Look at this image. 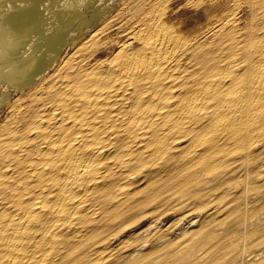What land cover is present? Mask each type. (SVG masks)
<instances>
[{
	"label": "bare ground",
	"instance_id": "1",
	"mask_svg": "<svg viewBox=\"0 0 264 264\" xmlns=\"http://www.w3.org/2000/svg\"><path fill=\"white\" fill-rule=\"evenodd\" d=\"M43 1L0 0V264H264V0H123L69 39ZM171 200L207 216L114 244Z\"/></svg>",
	"mask_w": 264,
	"mask_h": 264
},
{
	"label": "rangeland",
	"instance_id": "2",
	"mask_svg": "<svg viewBox=\"0 0 264 264\" xmlns=\"http://www.w3.org/2000/svg\"><path fill=\"white\" fill-rule=\"evenodd\" d=\"M122 1L123 0H53V1L52 0H44L42 3L44 4V6L46 5V7H44L43 4H40L41 7L39 8V10L42 13L43 17L45 14H48L46 16H50V15H52V16L56 15L57 16V17L54 16V18L52 20V24H51L52 26L50 24H48L49 27H48V25L45 26L46 33L52 32L53 28H51V27L57 28L60 25H63L62 22L68 21L69 25H67L66 32L68 34L67 37L69 39L72 36L75 37L79 33L80 25H81L82 21L87 16L90 17L97 10L102 11V12H108V14H107V16H108L111 12H113L119 8V6L122 4ZM145 1L146 0H125V2L128 3V6H130V8H133V9H134L135 4L141 5V4H144ZM56 2H58V3H56ZM18 3H17V5H19V6L24 5V3H20V2H18ZM50 3L56 4L55 6H57V7H55L54 5L52 6V4H50ZM175 3H172V5L173 6L175 5L174 6L175 8L173 7L174 9H179V16L178 17H180V18H183V19H190L191 18L192 19V18H194L192 16H195V14L198 16L200 14V12L197 9H194V7H192L191 5H188V3H186L185 0H176ZM48 4L52 10L49 8ZM72 5H73V7H72ZM7 7L9 10L6 11ZM10 7H11V4H6V6H4L3 8H5L4 10L6 12H11L12 8L10 9ZM43 7H44V11L42 9ZM47 7H48V9H47ZM111 9H112V11H111ZM46 10L48 12H49V10H51L52 12L48 13V12H46ZM43 12H44V14H43ZM50 13H53V14H50ZM246 13H247L246 15L248 17L249 11H246ZM71 16H72V18H70ZM196 19H198V18H196ZM33 38L36 40L37 36L36 37L34 36ZM72 47H70V49H68V50H71ZM4 88L5 87H3V86L0 87V95H5L4 94L5 93ZM20 96H21V94L20 95L14 94L12 96V103ZM9 108H10V106H6L3 112L0 111V126L6 120V117L9 115V113H10ZM226 201L227 200H225L224 203ZM174 205H176V206L174 207ZM246 208H248V207L246 206ZM148 212L149 213L143 215L137 222L127 226L128 229L126 228L123 232H120L116 236V238L114 239V241H113L114 244L117 245L123 241H129L128 239H131V238H132L131 241H134L137 244L140 241H142V240L144 241L147 239V240H149L148 241V244H149L150 239H152L154 237V234H156L157 232L160 233V231H162V229L166 230L168 225L170 226L169 231L164 232V233H166V238L167 239H169L170 237L176 238L177 236H181V233H183L186 230L189 231V230H192L194 228H198L199 224L207 216L206 208H204L203 210L202 209H195V208L192 209V206H187V205L183 206L181 201H175V200H171L168 203H164L161 201H155V202L148 205ZM127 231H128V233H127ZM136 248L137 249L139 248L138 245ZM132 249H135V247ZM128 251H129V249H128ZM257 255L260 257L259 254H257ZM258 256L253 254V255H250L249 257H252L253 259L255 258V260H258V258H259Z\"/></svg>",
	"mask_w": 264,
	"mask_h": 264
}]
</instances>
